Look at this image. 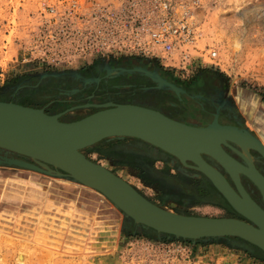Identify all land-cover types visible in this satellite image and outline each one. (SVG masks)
<instances>
[{
	"label": "rangeland",
	"instance_id": "obj_1",
	"mask_svg": "<svg viewBox=\"0 0 264 264\" xmlns=\"http://www.w3.org/2000/svg\"><path fill=\"white\" fill-rule=\"evenodd\" d=\"M107 1L111 0H0V100L16 104L38 89L28 87L27 91L23 85L35 87L43 79L77 75L79 70L96 64L127 63V58H116L107 52L100 56L87 49L89 7ZM196 20L200 32L196 48L215 49L216 66L206 64L197 51L192 56L201 57V62H206L202 66L137 58L148 65L127 63L125 69H155L179 89L177 94L156 90L154 83L133 72L127 73L132 76L129 81L125 77L103 85L92 103L139 105L180 119L176 106L181 86L186 84L190 96L199 99V91L189 87L193 80L200 84L205 79L219 99L229 103L233 90H264V0H205ZM100 68L96 73L104 78ZM112 84L132 86L117 92L109 89ZM87 107L98 108L85 104L76 114L90 112ZM185 120L193 121L189 117ZM80 153L168 212L231 217L230 210L206 199L199 180L202 175L143 142L108 138ZM179 184L203 192L197 197L182 193ZM145 230L131 225L98 192L75 181L0 165V264H138L145 257L142 246L147 242L165 248L170 244L171 249L175 243L188 247L187 254L165 253L160 247L158 264H264V256L244 252L242 241L236 238L206 239L198 246V241L148 235Z\"/></svg>",
	"mask_w": 264,
	"mask_h": 264
},
{
	"label": "water",
	"instance_id": "obj_2",
	"mask_svg": "<svg viewBox=\"0 0 264 264\" xmlns=\"http://www.w3.org/2000/svg\"><path fill=\"white\" fill-rule=\"evenodd\" d=\"M100 70L104 72V78L135 72L154 83L156 90H170L176 94L179 91L160 77L155 69L103 65ZM93 106L100 110L63 123L57 120L58 115H47L39 109L0 101V165L75 181L102 195L131 224L149 229L155 235L191 243L204 239L236 238L264 255V211L244 192L238 175L249 180L261 196L264 195V178L234 148L239 149L241 143L247 144L264 163V146L260 141L246 129L219 126L215 119L199 127L139 105L106 103ZM123 137L152 146L202 175L242 219L168 212L80 153L104 139ZM222 146L240 157L244 165L226 154ZM202 156L212 159L224 171L237 193Z\"/></svg>",
	"mask_w": 264,
	"mask_h": 264
},
{
	"label": "built area",
	"instance_id": "obj_3",
	"mask_svg": "<svg viewBox=\"0 0 264 264\" xmlns=\"http://www.w3.org/2000/svg\"><path fill=\"white\" fill-rule=\"evenodd\" d=\"M204 1L111 0L94 4L89 7L86 18L87 49L100 56L112 53L120 59L168 60L180 66H188L191 62L202 66L207 62L216 66L215 49L196 48L200 39L196 19ZM194 51L202 54L206 62L192 56ZM142 247L145 257L138 264H158L156 255L160 247L165 253L189 252L188 247L180 243L172 245L173 249L170 244L165 248L149 242Z\"/></svg>",
	"mask_w": 264,
	"mask_h": 264
},
{
	"label": "flooded vegetation",
	"instance_id": "obj_4",
	"mask_svg": "<svg viewBox=\"0 0 264 264\" xmlns=\"http://www.w3.org/2000/svg\"><path fill=\"white\" fill-rule=\"evenodd\" d=\"M108 65L111 68L114 67H122L125 68L127 63L125 62H109ZM103 64H96L94 66L89 67L88 69H81L77 72V75H64L58 78L51 79H43L38 81L37 86H28L23 85L22 88L29 89L28 87L38 88L37 90H32L27 98L24 101H19L16 104L30 107L34 109H39L43 113L47 115H58L57 120L59 122L67 123L72 122L84 117L94 111L100 110V108H92L87 107L85 109L90 110V112L85 115L76 114L78 110H82V106L85 104H91L92 100L98 97V92L102 89L103 85L108 82H114L113 80L127 78V81L131 80L132 76L129 74H123L115 76L114 78L104 79L103 75H99L96 73V69L102 67ZM98 80L95 83L93 80ZM88 82V83H86ZM118 82V81H117ZM192 85L189 87L195 88V90L199 91V99H194L190 96V91L188 90L187 85L181 86L183 90L182 93L177 98L178 105L176 106V110L179 111L182 115L180 119H174L185 124L195 125L199 127H204L215 119V122L219 126H226L235 128L237 130L245 129L243 122L239 120L238 114L231 103L224 102L219 99V94L215 92L211 86L206 84V80L202 79L200 84H196V80L191 82ZM132 85H108L109 89H114L122 91L124 88H129ZM26 87V88H25ZM149 88V87H147ZM190 88V89H191ZM28 91V90H27ZM26 97V96H24ZM1 101V100H0ZM2 102H10V101H2ZM15 101H11L14 103ZM15 104V103H14ZM217 111V112H216ZM80 116V117H78ZM189 117L193 121H186L185 118ZM250 135L257 139V137L250 131H248ZM258 140V139H257ZM259 141V140H258ZM230 145V144H229ZM232 146V145H231ZM234 147V146H232ZM236 150V147H234ZM223 151L231 156L234 160H236L239 164L244 165L243 160L234 154L231 150L222 146ZM240 151V150H239ZM250 161L254 169L264 178V163L261 158L258 156L256 152L253 150H248ZM243 154V153H242ZM245 156V155H244ZM202 159L211 167L216 169L227 181L230 188L237 193L233 183L228 178V176L224 173V171L209 157L202 156ZM200 175V174H199ZM239 183L244 192L248 195L251 201H253L260 209L264 211V195L261 196L259 191L247 180L243 175H238ZM201 180V187L205 190L204 192L207 194V198L209 200L216 201L215 204L218 206H222L230 210V215L232 218H240L230 207H228L225 202L221 199L218 193L211 187L208 186L205 178L203 176L199 177ZM206 182V184L204 183ZM185 192L196 193L198 195L199 192H203L201 190H197L196 188L191 189L186 186ZM195 194V195H196Z\"/></svg>",
	"mask_w": 264,
	"mask_h": 264
},
{
	"label": "crops",
	"instance_id": "obj_5",
	"mask_svg": "<svg viewBox=\"0 0 264 264\" xmlns=\"http://www.w3.org/2000/svg\"><path fill=\"white\" fill-rule=\"evenodd\" d=\"M189 65H195V64L191 62ZM239 90L238 91L233 90L232 92L233 95L232 97H230L231 106H233L234 109L236 110L239 120L243 122L245 129L247 131L252 132L260 141V143L264 146V90L256 91V92H249L245 90L243 91L241 90V92H239ZM180 185H184V184H180ZM182 193H184V191H182ZM201 201L203 202L204 200ZM192 216H200V215H192ZM204 241H206V239L198 240L197 245L199 246L201 245V243H205ZM225 247H227V245Z\"/></svg>",
	"mask_w": 264,
	"mask_h": 264
},
{
	"label": "trees",
	"instance_id": "obj_6",
	"mask_svg": "<svg viewBox=\"0 0 264 264\" xmlns=\"http://www.w3.org/2000/svg\"><path fill=\"white\" fill-rule=\"evenodd\" d=\"M127 61H128L127 63H128L129 66H140V67L143 66V67H146L148 65L145 61L137 59V58H130ZM181 186H182L183 191L185 189H187L186 186H184V185H181ZM212 203H214V202H212ZM213 205H216V204H213ZM145 233L150 235L151 231L149 229H146ZM241 248L244 250V252H246L248 254H252V255H256V254L259 255L260 254V255L264 256L260 251H258L253 246L248 245L247 243L242 242Z\"/></svg>",
	"mask_w": 264,
	"mask_h": 264
},
{
	"label": "bare ground",
	"instance_id": "obj_7",
	"mask_svg": "<svg viewBox=\"0 0 264 264\" xmlns=\"http://www.w3.org/2000/svg\"><path fill=\"white\" fill-rule=\"evenodd\" d=\"M238 148H239V152H240V154L242 155V157L243 158H245L248 162H250L251 164H252V162L250 161V157H249V153H248V150L250 149V147H249V145H247V144H244V143H241V144H239V146H238ZM243 153V154H242ZM245 155V156H244ZM259 174V173H258ZM260 175V174H259ZM261 176V175H260ZM21 257H20V261L22 260V255L21 254H19ZM18 255V256H19ZM17 256V257H18ZM19 260V259H18Z\"/></svg>",
	"mask_w": 264,
	"mask_h": 264
}]
</instances>
